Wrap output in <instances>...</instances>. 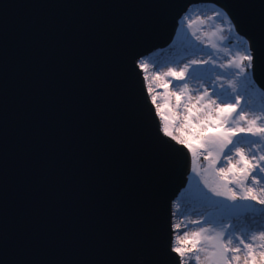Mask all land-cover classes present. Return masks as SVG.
Wrapping results in <instances>:
<instances>
[{"label":"water","instance_id":"95a60500","mask_svg":"<svg viewBox=\"0 0 264 264\" xmlns=\"http://www.w3.org/2000/svg\"><path fill=\"white\" fill-rule=\"evenodd\" d=\"M203 4L252 41L264 90V0H0V264H177L192 155L135 62Z\"/></svg>","mask_w":264,"mask_h":264},{"label":"snow or ice","instance_id":"6c2138e0","mask_svg":"<svg viewBox=\"0 0 264 264\" xmlns=\"http://www.w3.org/2000/svg\"><path fill=\"white\" fill-rule=\"evenodd\" d=\"M216 17L228 22L229 31L236 30L241 51L217 66L211 52L205 53L206 59L199 58L204 49L197 41L217 48L207 34L193 30L188 37L178 29L174 44L179 45L182 66L153 76L163 89L159 93L163 104L157 103V95L151 96L162 121L160 136L172 147H186L194 160L198 155L203 158L192 169L191 187L184 193L200 219L190 221L197 225L193 230L173 226L186 230L176 236L170 252L177 264H264V207H257L264 206V115L246 111L245 93L236 87L237 80L255 87L256 50L252 41L239 35L227 11L215 10L208 19ZM181 19L192 28L189 16ZM222 31L217 25L216 32ZM135 66L145 73L149 67L143 57ZM217 67L226 71L218 74ZM228 69L235 71L229 74ZM226 75L233 78L226 80ZM148 91L152 92L151 85Z\"/></svg>","mask_w":264,"mask_h":264},{"label":"rangeland","instance_id":"374dc122","mask_svg":"<svg viewBox=\"0 0 264 264\" xmlns=\"http://www.w3.org/2000/svg\"><path fill=\"white\" fill-rule=\"evenodd\" d=\"M211 6H213L212 10L197 9L189 13L188 16L193 21L191 29H187L186 22L184 21L183 23V20L181 19L180 27L182 25V29H181L180 35L186 34L188 37H191V32L193 30L197 31L198 35L203 36L207 34L208 38L211 39L212 42L217 45V48L213 49L210 46L206 44H200L197 41L196 43L199 45V47L204 49V52L201 53V56L199 58L206 59L207 56L205 55V53L211 52L213 53V59L216 61V65L218 66L219 64L226 63L230 56L235 55L236 52L241 51V49L239 48L237 32L236 30H233V31L228 30L229 26H228L227 21H224L223 18L221 17L208 19V17L213 16V12L215 10L221 9V7H218L216 5H211ZM217 25H220L223 28L222 32H216ZM214 32L216 33L215 35H213ZM221 37H224V38L221 39ZM146 61L148 62L149 67H148V71L146 73L144 72V75L146 78L148 89H149V85H151V88H152V92L150 93V96L157 95V103L163 104L164 103L163 98L159 95V93L163 92V89L157 87V83L153 79V76L157 72L166 71L167 68L169 67L178 68L182 66V64L180 63L181 60L180 61L178 60V56L170 57L168 61L166 62V65H164L163 67L157 66V63H155V61H151V62H149L148 60ZM205 67H214V66H205ZM225 71H226L225 69H220L217 67L218 74H222ZM233 71L235 70L234 69L227 70L229 74ZM224 78L227 80L233 77H231L230 75H226ZM188 82L190 83L192 87H196V84L194 81L189 79ZM175 83L176 82H174V84L171 85L170 87H175ZM236 87L238 91H243L245 93L246 111L254 115H264V90L258 85V83L255 81V87L253 88L250 86L246 87V85L244 84L242 80H237ZM221 99L222 100L226 99V97H221ZM176 134L179 135V133H176ZM193 143L195 142L193 141ZM202 160L203 158L200 157L199 155H198V158L195 160L192 157V167H191V171L189 174L188 184L181 191V193L175 200L174 225L176 224L187 225V230H193L197 227V225L191 224L190 221L200 219V216L196 214L198 210L193 208V206L187 200L184 193L191 187L192 175H193L192 169L194 167L199 166ZM249 203H254V202H249ZM258 206L259 205H257V207ZM174 230H175V234H174V242H175L176 236L182 235L186 229L182 226L180 229L174 228ZM189 264H192V262L189 261Z\"/></svg>","mask_w":264,"mask_h":264},{"label":"trees","instance_id":"16d2710c","mask_svg":"<svg viewBox=\"0 0 264 264\" xmlns=\"http://www.w3.org/2000/svg\"><path fill=\"white\" fill-rule=\"evenodd\" d=\"M212 8H213V6H211L210 4L194 5L185 15L188 16L191 11H194L197 9L212 10ZM183 23H184V21H183ZM179 29L180 30L182 29V25ZM177 40H178V33H177V36L175 37L174 41H177ZM174 41L167 48L159 50L157 52H154L153 54L147 56L144 59L148 60L149 62L155 61V63H157V66H159V67H163L164 65H166V62L168 61V59L170 57L178 56V60L180 61L182 59V54L179 51V45L174 44ZM174 205H175V203H174ZM258 207H264V206L259 205ZM257 243H260V242L257 241Z\"/></svg>","mask_w":264,"mask_h":264}]
</instances>
